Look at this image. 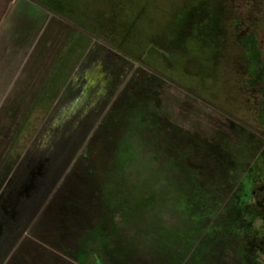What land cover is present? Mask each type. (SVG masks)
I'll return each mask as SVG.
<instances>
[{
  "label": "rangeland",
  "instance_id": "rangeland-1",
  "mask_svg": "<svg viewBox=\"0 0 264 264\" xmlns=\"http://www.w3.org/2000/svg\"><path fill=\"white\" fill-rule=\"evenodd\" d=\"M32 1L142 64L158 99L110 154H93L96 129L60 138L56 107L31 124L5 113L13 169L67 153L36 214L0 236V264H264V0ZM63 191L81 238L38 226Z\"/></svg>",
  "mask_w": 264,
  "mask_h": 264
},
{
  "label": "crops",
  "instance_id": "crops-1",
  "mask_svg": "<svg viewBox=\"0 0 264 264\" xmlns=\"http://www.w3.org/2000/svg\"><path fill=\"white\" fill-rule=\"evenodd\" d=\"M139 64L97 39L81 35L57 14L32 0H0V140L4 138L6 112L17 122L20 108H27V123L31 124L39 122L37 114L47 116L53 107L60 113H55L62 128L60 138H82L80 132L96 129L93 136L98 143L92 146L93 154H110L118 139H138L137 129L142 122L139 110L158 99L152 84L139 77L148 76ZM126 91L129 99L116 108L114 117L107 122ZM66 153L63 148L58 151L59 158H31L18 169L10 165L11 158L0 155V236L4 244H10L13 235L36 214L43 197L51 192ZM66 192L55 196L44 216L50 220L46 223L44 219L38 226L44 234L55 233L61 239L65 234L81 238L82 221L78 223L76 216L65 226L63 216H59L75 209L70 204L72 199L69 209H63ZM18 258L16 264L37 262Z\"/></svg>",
  "mask_w": 264,
  "mask_h": 264
}]
</instances>
